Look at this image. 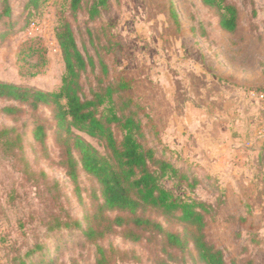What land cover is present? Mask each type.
Wrapping results in <instances>:
<instances>
[{
  "label": "rangeland",
  "instance_id": "374dc122",
  "mask_svg": "<svg viewBox=\"0 0 264 264\" xmlns=\"http://www.w3.org/2000/svg\"><path fill=\"white\" fill-rule=\"evenodd\" d=\"M6 1L0 82L57 90L64 62L54 34L68 21L94 62L81 76L84 95L128 81L114 101L138 105L143 146L176 167L163 186L204 203L205 238L225 264H264V0H225L238 11L233 32L200 0H105L95 18L94 0L76 13L70 0ZM74 136L109 155L103 141L58 124L52 106L0 98V264H204L195 226L153 208L144 217L182 236V248L154 231L125 238L123 227L88 240L100 188L79 161L76 183L66 175Z\"/></svg>",
  "mask_w": 264,
  "mask_h": 264
},
{
  "label": "trees",
  "instance_id": "16d2710c",
  "mask_svg": "<svg viewBox=\"0 0 264 264\" xmlns=\"http://www.w3.org/2000/svg\"><path fill=\"white\" fill-rule=\"evenodd\" d=\"M203 5L219 13L221 29L233 32L238 25V11L225 0H200ZM0 17L7 15L9 6L3 0ZM83 0H70V11L78 12ZM106 6L105 0H94L87 12L95 18ZM55 39L64 62L61 84L55 91H42L13 83L0 82V98L18 101L36 109L40 105L53 107L58 124L74 128L104 142L109 155L104 157L79 136H74L65 149V169L70 181H77V162L99 184L101 201L94 207L89 219L92 226L86 235L90 241L110 233L113 228L123 227V236L138 240L136 230L162 234L169 246L182 248L185 240L176 233L165 232L161 226L144 217V208L157 209L164 214H179L181 219L195 226L192 243L199 262L225 264L222 251L210 243L204 234L205 205L188 202L174 196L163 186L162 179L176 175L177 169L169 161L159 157L152 148L144 147L142 123L138 117V105L131 99L115 103L114 97L129 90V83L120 79L93 90L90 96L82 91L81 76L86 68L94 67L92 59L86 60L79 50L68 21L62 20L55 30ZM105 70L102 64V71ZM116 132H119L120 138ZM76 153L78 157H76ZM113 212L114 217L107 214ZM102 225H95L96 220ZM76 224V223H75ZM100 252L102 249H99Z\"/></svg>",
  "mask_w": 264,
  "mask_h": 264
}]
</instances>
